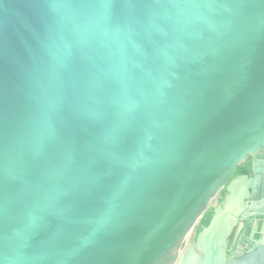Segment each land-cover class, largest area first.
Segmentation results:
<instances>
[{"label":"water","instance_id":"95a60500","mask_svg":"<svg viewBox=\"0 0 264 264\" xmlns=\"http://www.w3.org/2000/svg\"><path fill=\"white\" fill-rule=\"evenodd\" d=\"M261 150L264 0H0V264H264Z\"/></svg>","mask_w":264,"mask_h":264},{"label":"flooded vegetation","instance_id":"af4514ba","mask_svg":"<svg viewBox=\"0 0 264 264\" xmlns=\"http://www.w3.org/2000/svg\"><path fill=\"white\" fill-rule=\"evenodd\" d=\"M236 176L258 179L259 183L256 185V194L246 201V208L238 217L232 234L227 239L226 255L231 261L247 256L253 249L261 247L260 242L264 240V235H260L264 232V212H258L264 210V150L247 156L237 166L232 178ZM225 195L224 191L222 198L216 199L215 204H222ZM213 207L214 204L211 207L212 211Z\"/></svg>","mask_w":264,"mask_h":264},{"label":"trees","instance_id":"16d2710c","mask_svg":"<svg viewBox=\"0 0 264 264\" xmlns=\"http://www.w3.org/2000/svg\"><path fill=\"white\" fill-rule=\"evenodd\" d=\"M238 172V170H237ZM224 194V191L221 192V196ZM213 211L208 210L199 221V225L196 229V234L200 231L201 227H206L212 217Z\"/></svg>","mask_w":264,"mask_h":264}]
</instances>
